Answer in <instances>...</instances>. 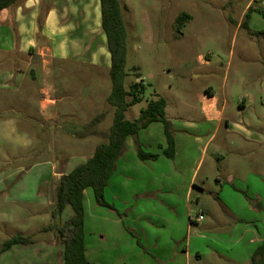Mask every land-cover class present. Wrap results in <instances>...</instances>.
<instances>
[{"label":"crops","instance_id":"crops-1","mask_svg":"<svg viewBox=\"0 0 264 264\" xmlns=\"http://www.w3.org/2000/svg\"><path fill=\"white\" fill-rule=\"evenodd\" d=\"M255 3V0H250L242 12L237 23L239 32L245 28L242 25L251 8L253 12L245 29L250 30L252 35L264 33V11ZM190 17L187 26L192 21ZM99 34L100 43H97ZM215 38L212 39L219 41V37ZM99 45L102 49H99ZM0 50L11 54L12 66L19 73V77L15 74V78L9 77L0 83V107L12 113L16 112L14 107H24L20 114L23 122L2 114L0 108V135L23 138L25 143L27 134L23 131L32 129L30 123L34 118L26 109L29 100L18 98L16 94L24 87L21 80L27 70L34 72V66L47 70L56 63L67 62L76 63L79 68L96 70L103 67L109 71L111 68V56L101 29L98 0H27L0 11ZM202 62L210 64L211 57H203ZM190 64H198V61L190 59L178 67L175 75L185 80V69ZM179 89L185 94L189 92L186 83L180 84ZM221 90L225 95L224 87ZM40 95V116L46 125L69 113V107L59 104L62 99L55 87L41 88ZM176 107L177 113L173 118H169L166 107L167 119L175 131L174 159H168L163 154L167 149L164 126L153 123L139 136L144 151L158 155V158L140 160L134 140L128 138L125 151L105 190L107 202L116 211L98 206L89 189L84 191L85 247L90 264H200L208 256L220 260L219 255L224 254L229 242L226 239L229 238L244 246L240 253L251 261L256 249L264 242V234H257L253 229V218H247L250 217L248 212H253L250 207H244L247 216L241 213L237 214L235 220L233 217L230 219L233 224L230 232L209 230L204 225L208 211L204 208L195 214L193 210L194 194L197 195V203H201L208 193L207 182L211 178L217 184L221 182L216 178L215 171L222 162L226 142L218 136L224 124L229 127L230 118L233 117L228 113V102L218 100L215 92L209 88L199 107L192 106L186 98H180ZM243 107V101L234 105L236 116ZM178 120L183 121L179 126ZM22 123H26V126ZM42 128L40 125V130ZM90 133L104 138L109 132L98 131L95 126ZM45 148L40 152L49 150ZM207 157L210 163L201 177L200 172ZM48 165L35 163L27 170L19 167L0 174V209L2 204L30 208L27 217L0 212V251L4 243L14 236H29L33 240L30 245H15L0 252V264H64V246L57 234L59 225L55 223V226L52 222L55 220L52 211L61 177L75 168L52 165L49 171L45 168ZM223 207L227 208L225 205ZM224 213L228 217L232 215V211ZM39 217L42 220L39 225L35 224L38 225L35 232L33 229L30 231L29 227H24L26 232L16 233L7 228L19 219H30L29 222L37 223ZM240 221L244 223L238 224ZM35 235L41 237L37 239ZM242 259L237 258L239 261Z\"/></svg>","mask_w":264,"mask_h":264},{"label":"rangeland","instance_id":"rangeland-1","mask_svg":"<svg viewBox=\"0 0 264 264\" xmlns=\"http://www.w3.org/2000/svg\"><path fill=\"white\" fill-rule=\"evenodd\" d=\"M121 2L127 8L125 21L128 31V76L125 86L130 90L131 85L142 82L145 87L143 101L130 108L127 119L133 121L140 110L154 100L156 93L158 98L166 100L169 118L177 113L176 104L180 98H186L197 108L209 88L215 92L218 100L225 99L229 106L228 113L233 117L230 118L229 127L224 124L218 136L226 142L222 162L215 171L216 178L221 179V182L217 184L214 178L207 182L208 193L203 196L201 203H197V195L194 194L193 210L195 214L204 208L208 211L204 225L209 230L230 232L233 225L230 219L233 217L235 220L237 214L245 213L244 207H250L253 212H248L250 217L247 218H253V229L257 234H264V33L252 35L245 28H241L240 32L237 30L240 16L250 0ZM255 2L264 11V0ZM182 12L192 16V21L188 26L189 21L186 23V30L185 26L177 34L176 18ZM100 36H97V43H100ZM215 37H219V41L212 39ZM9 55L11 54L0 50V83L9 77L15 78V74L19 77ZM203 57H211V63L202 62ZM190 59L198 61V64L187 65V78L182 80L175 74L178 67L185 65ZM32 68L34 72L32 69L25 72L24 79L21 80L24 81V87L16 94L18 98L29 100L26 109L34 118L30 123L32 129L23 131L27 134L26 143L23 138L0 135V174L9 173L19 167L27 170L35 163H49L48 167L44 166L49 171L52 165L76 168L94 153L96 145L103 140L100 136L91 134V130L96 126L98 131L108 133L113 124L114 108L107 102L112 90L109 70L103 67L96 70L90 67L79 68L72 62L56 63L47 70L35 66ZM182 83L189 87L188 94L180 91L179 85ZM48 86L56 88L59 98L62 99L59 104L69 107V113L46 125L41 120L39 100L40 89ZM238 101H243L244 107L239 116H236L233 107ZM0 108L7 117L13 116L22 121L20 114L23 106L14 107L15 113ZM99 115H103V119L93 125L94 118ZM182 122L178 120V126ZM22 125L26 126V123ZM40 125L43 126L42 130ZM173 133L175 135L174 130ZM44 147L49 150L40 152ZM215 162L217 164L216 160ZM209 163L207 157L200 172L201 177L205 175ZM89 191L94 197L93 191ZM252 203L257 206L253 208ZM223 205L229 212L232 211L233 216L230 214L228 217L224 213L227 210ZM16 207L2 204L0 212L28 216L29 207ZM73 215L72 208L68 207L61 217L52 222L55 226L57 224L62 227L65 220ZM21 220L7 228L16 233L26 232L24 227H29L30 231L33 229L35 232L42 219L39 217L37 223L29 222L30 219ZM243 223L240 221L238 224ZM261 228L263 230L259 231ZM35 237L38 239L41 236ZM42 237L45 238V235ZM226 240L229 242L224 254L219 255L220 260L208 256L200 264H252L250 259L240 253L243 245L236 244L235 239ZM251 248L254 246L251 245ZM237 258L243 259L239 261Z\"/></svg>","mask_w":264,"mask_h":264},{"label":"trees","instance_id":"trees-1","mask_svg":"<svg viewBox=\"0 0 264 264\" xmlns=\"http://www.w3.org/2000/svg\"><path fill=\"white\" fill-rule=\"evenodd\" d=\"M27 0H0V11L11 6L24 3ZM101 12V29L106 37L107 50L111 56L110 78L112 81L111 94L107 99L108 104L114 108V120L106 137L96 147L92 157L83 164L73 169L69 174H64L56 189L55 208L52 218L61 217L66 208L71 207L74 215L65 220L64 225L57 230L64 246V264H90L86 256L85 247V210L84 191L91 189L98 206L116 211L105 198V190L116 171L117 162L125 151L128 138L134 140L138 157L142 161L156 160L158 155L146 153L140 143V133L153 123L164 126L167 149L164 156L168 159L175 158V140L172 126L167 119V102L163 98L151 100L146 108L142 109L136 120H128L126 115L132 106L143 101L145 87L142 82L131 85L126 89L125 82L128 60V31L125 21L127 8L121 0H99ZM253 9H249L246 22L242 25L247 28V20ZM264 15V12L262 13ZM190 15L182 12L176 18V32L181 30L190 20ZM140 76H138L139 78ZM103 115L97 116L92 124H98ZM31 237L14 236L6 241L0 252H5L15 245H30ZM252 264H264V242L256 249L252 256Z\"/></svg>","mask_w":264,"mask_h":264},{"label":"built area","instance_id":"built-area-1","mask_svg":"<svg viewBox=\"0 0 264 264\" xmlns=\"http://www.w3.org/2000/svg\"><path fill=\"white\" fill-rule=\"evenodd\" d=\"M200 219H203V217H200Z\"/></svg>","mask_w":264,"mask_h":264},{"label":"water","instance_id":"water-1","mask_svg":"<svg viewBox=\"0 0 264 264\" xmlns=\"http://www.w3.org/2000/svg\"><path fill=\"white\" fill-rule=\"evenodd\" d=\"M252 204H254V203H252Z\"/></svg>","mask_w":264,"mask_h":264}]
</instances>
